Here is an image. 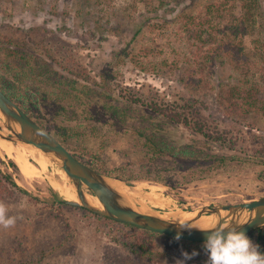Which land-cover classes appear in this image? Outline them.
I'll return each instance as SVG.
<instances>
[{"label":"rangeland","instance_id":"obj_1","mask_svg":"<svg viewBox=\"0 0 264 264\" xmlns=\"http://www.w3.org/2000/svg\"><path fill=\"white\" fill-rule=\"evenodd\" d=\"M250 1L236 0L233 16L224 0H0V85L32 102L34 119L82 162L139 187L141 209L257 201L264 114L237 107L232 91L264 81V0H253L254 22L223 36ZM220 45L229 54L207 58ZM217 157L228 159L217 167ZM0 159L28 192H5L0 176V203L17 218L0 228V264H175L193 251L185 264H206L203 244L164 235L136 252L144 230L55 203L52 169L29 179L1 148ZM167 197L170 206H155ZM247 237L264 250V229Z\"/></svg>","mask_w":264,"mask_h":264},{"label":"water","instance_id":"obj_2","mask_svg":"<svg viewBox=\"0 0 264 264\" xmlns=\"http://www.w3.org/2000/svg\"><path fill=\"white\" fill-rule=\"evenodd\" d=\"M2 127L11 133L9 135L4 134ZM0 138L16 143L30 144L41 149L67 173L76 188L79 201H69L54 191V198L64 205L82 207L95 215L109 218L121 224L132 225L151 233L171 238H175L179 234L180 240L195 243L205 242L207 233L202 230L211 229L222 222L239 227L238 230L243 231L247 236L255 230L264 229V198L254 202L204 206L196 210H189L197 212V215L185 222L165 219L157 214L160 212L138 208L134 204V199L131 203L109 184L108 181L112 177L106 176L83 163L56 136L43 128L2 89H0ZM86 192L96 196L103 208L100 209L91 205L86 199ZM205 216L215 217V224L208 228L196 227L195 223ZM185 223L191 229L179 227L180 224Z\"/></svg>","mask_w":264,"mask_h":264},{"label":"bare ground","instance_id":"obj_3","mask_svg":"<svg viewBox=\"0 0 264 264\" xmlns=\"http://www.w3.org/2000/svg\"><path fill=\"white\" fill-rule=\"evenodd\" d=\"M2 131L4 134H8V135L11 133L8 129L4 127H2ZM14 142L15 141L11 142V141H7V139L0 138V148L16 161V163L21 169L22 174L25 177L29 179H33L38 177L40 174L44 172H48L50 169H52L53 172L59 176L58 179H52V177L50 176L52 179L51 181L54 189L57 192H59L63 198L69 201H79L76 188L72 183L69 184L70 181L67 173L62 168H60L56 162L52 161V159H50V157H48L47 154H45L41 149L33 145L25 144V143H14ZM31 161L35 162L39 166V168L32 166ZM108 182L115 190H117L120 194L125 196L126 199L130 200L131 203L132 200L136 196H138L141 191L139 187L130 188L125 182L115 178L110 179ZM150 189H151L150 192L151 195L156 194L157 193L156 191L160 190L155 186L154 187L150 186ZM142 192H144V190ZM86 199L91 205L100 209L103 208L102 203L96 196L86 192ZM145 200L143 199V201ZM154 204L156 207L164 209L170 206L172 204V201L167 197L161 201L156 200ZM146 208L148 209V207ZM157 214L165 219L185 222L193 219L197 215V212L178 209L173 212L157 213ZM215 221H216L215 217L205 216L202 217L200 220H198L195 223V226L198 228H208L213 226L215 224Z\"/></svg>","mask_w":264,"mask_h":264},{"label":"trees","instance_id":"obj_4","mask_svg":"<svg viewBox=\"0 0 264 264\" xmlns=\"http://www.w3.org/2000/svg\"><path fill=\"white\" fill-rule=\"evenodd\" d=\"M231 2H232V5H231ZM254 3L255 2L253 0L250 1V3L245 2V6H246L245 8L247 9V15H246L247 19H244L245 14L242 17H240V19L233 17L232 20L234 21V23H233V21H231L230 24L226 25L227 30L225 31V33L223 35L224 38H226V40L227 39L229 40L233 31L235 34H237L238 32L243 30L245 25L242 23V21H246L248 23L254 22V19H255L254 11H253L254 10ZM235 4H236V0H224V2H223L224 7H228L229 9H231L230 12L233 16H235V13H234ZM219 11H221V10L219 9ZM239 21L242 24H235V22H239ZM199 28H200V33H199L200 36L201 37L203 35L205 36V34H207L206 24L203 22L202 24H200ZM214 31H215L214 33H218V31H216V30H214ZM218 38H219V36L212 35L211 33L209 34V37H208V39H210L211 42L213 40L214 43H217L218 41H221L223 43L226 41L224 39H220V38L218 39ZM241 47L243 48L242 45H241ZM233 53H235L234 50H233ZM228 54H229V51L227 53L226 49L223 48V45H220L218 48L212 49V47H211V50L209 51V53H207V58H210L212 61L217 62V61L223 60L225 55H228ZM262 84H264V81H260L259 83H257V85H254L253 88L252 89L250 88L249 90H243L242 87H238V88L234 89L232 91V93L234 95L232 97L234 104L237 107H238V105L243 107L244 109L247 110V112H251V111L262 112L264 114V95L262 97L260 96V94L262 92H264ZM0 89H2L12 100H14L16 103H18L22 107V109H24L29 115H31V117H33V118L36 117L35 112H34V109L36 108V106L34 104H32V102L26 101L25 96H22V95L17 96L16 93L10 91L11 88L9 90H6L7 87H5V86L0 85ZM135 104L138 105L139 103L135 102ZM151 111L153 113L157 112L160 116L163 115V118L165 117V115L163 113H161V110H159V109L151 108ZM167 118H169L170 120H172V122H174V119H171L170 117H167ZM199 132H200V134H203L204 136H208V138H213V135L208 134L206 132H203L202 130H200ZM214 138H217V137H214ZM189 153H191V151H189ZM227 159H228V157L227 158H225V157L218 158L217 157L216 158L217 167L225 164V161H227ZM12 164L16 168V165L13 162H12ZM0 176H1V179L3 180V184L5 185V188H4L5 192H9L10 194L11 193L14 194V191H16V192L22 193L24 195L28 194V192L25 189H23L22 187H20L17 184V182L13 178V174L11 172L7 171V173L4 174L0 170ZM52 191L54 192V189H52ZM54 202L58 203V201L56 199L54 200ZM96 216H99V215H96ZM107 219H109V218H107ZM114 222H116V221H114ZM116 223H118V222H116ZM129 226H132V225H129ZM132 227H134V226H132ZM144 232L148 233L149 236H151V237L146 236V237H148V239L139 240L134 244L133 249L139 253H141V251H142V253H147L148 251H150L151 245L153 244L151 242L152 235L153 236L154 235L162 236L160 234H155V233H151V232L149 233L147 231H144ZM193 243H195V242H193ZM195 244H204V242L195 243ZM259 249L262 253H264V250L261 248V245H259Z\"/></svg>","mask_w":264,"mask_h":264},{"label":"clouds","instance_id":"obj_5","mask_svg":"<svg viewBox=\"0 0 264 264\" xmlns=\"http://www.w3.org/2000/svg\"><path fill=\"white\" fill-rule=\"evenodd\" d=\"M17 218L8 214V207L0 203V228L10 229L15 227ZM182 229H191L188 224H180ZM239 227L222 222L211 229L202 230L207 233L203 244L208 256L206 264H264V253L259 250V245L254 244L247 235L238 230ZM181 237L178 234L175 239ZM198 253L191 255L182 252L183 259L176 260L175 264H185Z\"/></svg>","mask_w":264,"mask_h":264}]
</instances>
